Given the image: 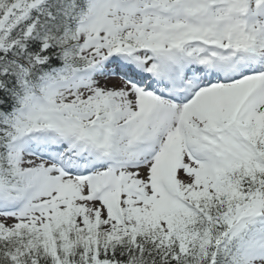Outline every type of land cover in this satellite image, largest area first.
Returning a JSON list of instances; mask_svg holds the SVG:
<instances>
[{
  "label": "snow or ice",
  "instance_id": "6c2138e0",
  "mask_svg": "<svg viewBox=\"0 0 264 264\" xmlns=\"http://www.w3.org/2000/svg\"><path fill=\"white\" fill-rule=\"evenodd\" d=\"M0 264H264V0H0Z\"/></svg>",
  "mask_w": 264,
  "mask_h": 264
}]
</instances>
